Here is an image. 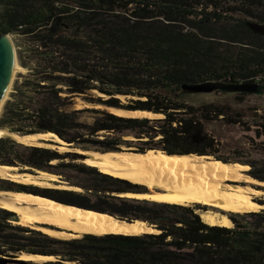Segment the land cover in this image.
Instances as JSON below:
<instances>
[{
	"label": "trees",
	"instance_id": "16d2710c",
	"mask_svg": "<svg viewBox=\"0 0 264 264\" xmlns=\"http://www.w3.org/2000/svg\"><path fill=\"white\" fill-rule=\"evenodd\" d=\"M250 24L264 28V0H0V35L22 38L18 62L27 69L3 105L0 129L53 132L72 147L99 152L125 146L137 152L209 155L253 167L252 161L216 154L219 141L205 129V122L229 119L224 106L193 105L181 98L183 87L193 84L240 95L263 88L264 32ZM73 97L92 106L162 116L75 109ZM83 111L95 113L91 122L80 120ZM260 119L256 137H264V116ZM125 134L134 139L123 138ZM261 144L264 152V140ZM66 157L82 156L0 136V165L50 171V161ZM76 168L91 182L80 186L117 202L101 198L89 203L72 190L2 178L0 190L39 194L122 220H142L159 232L60 239L10 224L18 219L16 213L0 208V264H264V208L227 213L232 227L208 225L189 205L110 195L147 190L89 165ZM248 173L264 181V163L262 170ZM254 201L264 205V197ZM18 251L55 259L4 257Z\"/></svg>",
	"mask_w": 264,
	"mask_h": 264
},
{
	"label": "bare ground",
	"instance_id": "6f19581e",
	"mask_svg": "<svg viewBox=\"0 0 264 264\" xmlns=\"http://www.w3.org/2000/svg\"><path fill=\"white\" fill-rule=\"evenodd\" d=\"M6 36L11 49H13L10 37ZM12 54L15 55L14 49ZM18 69L19 65L14 58L10 80L0 100V107L7 97L14 72ZM118 97L123 98L121 95ZM87 106L92 107L85 105L82 108ZM100 107L105 108L104 106ZM107 110L120 116H146L149 118L162 116L145 110L124 111L115 108H107ZM5 135H7L5 130L0 129V136ZM10 136L25 145L54 148L58 151L73 150L84 154L86 157L82 159V162L86 165L95 167L101 173L128 180L147 189L142 193H119L117 194L119 196L181 205L201 204L206 210L199 211L198 215L208 225L229 227L231 221L227 213L256 212L264 208V205L254 201L255 198L264 197V190L255 187H264V181L242 173L248 169V165L240 162H224L209 155L166 154L153 149H148L145 152L127 149L103 153L80 148L73 149L53 132L25 136L10 134ZM50 139L60 145L56 146L40 141H49ZM18 169L16 166H0V177L24 184L80 190L78 186L56 183L59 179L55 174L44 171H38V174L17 173ZM0 208L16 213L19 216L16 221H13L16 224L63 239L78 238L87 233L130 235L159 232L158 229L149 226L142 220L137 219L130 223L119 221L105 212L27 192L0 190ZM4 256L33 262L55 259L52 255L43 254L21 253L20 255Z\"/></svg>",
	"mask_w": 264,
	"mask_h": 264
},
{
	"label": "rangeland",
	"instance_id": "374dc122",
	"mask_svg": "<svg viewBox=\"0 0 264 264\" xmlns=\"http://www.w3.org/2000/svg\"><path fill=\"white\" fill-rule=\"evenodd\" d=\"M12 42V45L14 46L15 52H16V62L19 65V69L14 72V76L11 80V84L9 86L10 92L13 90V85L15 82H20L22 80L21 74H26L27 69L23 68L19 62H18V54H17V48L19 45L22 44V38L13 36L11 34H7ZM9 91L7 92V97L4 99L1 107H0V113L3 110V105L5 101L9 98ZM181 98L186 101L187 103L193 104V105H200L212 102L214 104L224 106L227 111L228 115H230L229 119H225L224 117H218L217 119H212L205 122V129L212 134L215 138L218 139L219 145L217 147V155L226 157L230 160L235 161H252L254 163V166L251 167L249 164L248 169L242 173L248 174V171H254V170H262L263 169V163H264V152L262 151V141L264 140L263 136L256 137L255 135V128L256 122L261 121V117L264 116V86L262 89L258 91L249 92L245 95H240L236 91H228V92H222V91H187L184 90V92L181 94ZM122 103H127V98L123 97L120 98ZM72 107L75 109H81L85 105H89L84 103L79 97H73L72 98ZM92 106V105H91ZM86 108H97V109H103L100 106H87ZM109 112V111H108ZM95 113L91 111H83L80 115V120H83L85 122H91L94 118ZM236 120V121H229V120ZM240 120V121H237ZM125 139H134L129 134H125L123 136ZM71 148H76L72 147ZM81 149V148H80ZM131 149L132 147H125L122 146V150ZM84 150H91L96 151L93 149H84ZM61 154L64 152H73L76 154H79V156L74 160H70L69 158L65 159H54L49 162V170L44 172L52 173L58 176L59 181L56 182L58 184H69L78 186L80 188L79 191H75L82 195L85 200L89 203L99 201L101 198H104L109 203H115L117 200L113 199L114 197H103V195H99L98 193H95L91 189H87L85 187L80 186L79 184L88 185L91 184L88 177L78 171L76 168L79 165H86L82 162V159L86 157L84 154H80L77 152H74L73 150H62L59 151ZM212 157V156H211ZM21 171L28 172L29 174H38L40 170H36L33 168H30L28 166H25L21 169H18ZM3 185V184H2ZM5 185V184H4ZM35 186L38 188H52V187H46V186H39V185H33V184H26ZM142 190H147L145 187ZM261 188V187H260ZM52 189H59V188H52ZM264 190V187H262ZM59 190H66V189H59ZM74 191V190H72ZM119 193H112L110 195L126 198L117 195ZM262 198L258 197L257 199ZM189 206L194 207L195 211L198 213L199 211H205L206 208L202 206L201 204H195V203H189ZM194 205H198L194 206ZM232 214H235L233 212H229ZM240 214V213H237ZM19 216L17 215V218ZM241 223H245L246 221L239 219ZM231 221V220H230ZM10 224L12 225H19L14 223L13 221H10ZM234 223L231 221V224L229 227H232ZM23 226V225H20ZM47 226V225H46ZM27 227V226H26ZM30 228V227H29ZM54 228V227H51ZM59 238V237H55ZM63 239V238H60Z\"/></svg>",
	"mask_w": 264,
	"mask_h": 264
},
{
	"label": "water",
	"instance_id": "95a60500",
	"mask_svg": "<svg viewBox=\"0 0 264 264\" xmlns=\"http://www.w3.org/2000/svg\"><path fill=\"white\" fill-rule=\"evenodd\" d=\"M250 26H251L252 29H254L256 31L264 32V28H261L259 26L254 25V24H250ZM6 35H7V33H4V34L0 35V100H1V98L3 96V94H4V91H5V89H6L7 85H8V82L10 80V75L12 73L13 60H14V58L16 59V52H15L14 46H13V49H14L15 55L12 54V50L13 49H11L9 40H8ZM183 89L187 90V91H210L213 88L211 86H208V85H205V84H193V85H190V86H184ZM8 91L10 92V90H8ZM102 106L105 107L103 109L106 110V111H108L107 108H115V109L124 110V111H133V110L124 109V108L109 107V106H105V105H102ZM95 109H97V108H95ZM137 110H139V109H137ZM147 112H149V111H147ZM3 130H5V132L7 134L5 136H8L10 138H12L10 136V134H16L18 136L30 135V134H20L18 132H11V131H9L7 129H3ZM32 134H37V133H32ZM12 139L14 140V138H12ZM40 141L41 142H46V143H49V144H54L56 146L60 145L57 142L55 143L53 139H50L49 141H46V140H40ZM19 143H21V142H19ZM32 146H35V145H32ZM67 146H71V143H68ZM82 150H84V149H82ZM96 152H99V151H96ZM100 153H103V152H100ZM0 166H8V165H0ZM17 173H28V172L18 170ZM2 179H6V180H9V181L15 182V181H13L11 179H8V178H2ZM15 183L24 184V183H21V182H15ZM259 187L262 188L263 186H259ZM261 188H258V189H261ZM3 191H7V190H3ZM125 192H135V191H125ZM122 193H124V192H122ZM140 193H142V192H140ZM258 204L262 205V203H258ZM116 219L119 220V221H126L128 223L134 221V220H130V221L122 220V219H119V218H116ZM135 220H137V219H135ZM149 226H151V225H149ZM153 228H155V227H153ZM21 253L32 254V253H27V252H23V251H18V252L7 253L6 255H10V256L15 255V254L20 255Z\"/></svg>",
	"mask_w": 264,
	"mask_h": 264
}]
</instances>
